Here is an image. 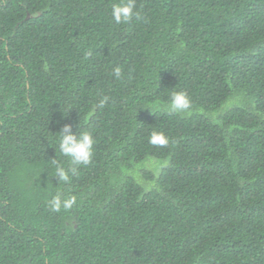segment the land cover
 Returning <instances> with one entry per match:
<instances>
[{"label":"trees","instance_id":"1","mask_svg":"<svg viewBox=\"0 0 264 264\" xmlns=\"http://www.w3.org/2000/svg\"><path fill=\"white\" fill-rule=\"evenodd\" d=\"M119 2L0 0V264H264V0Z\"/></svg>","mask_w":264,"mask_h":264},{"label":"clouds","instance_id":"2","mask_svg":"<svg viewBox=\"0 0 264 264\" xmlns=\"http://www.w3.org/2000/svg\"><path fill=\"white\" fill-rule=\"evenodd\" d=\"M111 16L116 24H127L133 18H139V13L136 10L135 0H121L119 3H114L111 7ZM114 75L119 79L122 75L121 68L114 69ZM108 102V97H104L99 102V107H103ZM167 110L172 113H187L192 108V102L186 92H173L166 104ZM59 133V151L71 158L74 165L86 166L92 158L94 152L95 139L90 130H80L78 133L73 131L71 123H64L60 127ZM149 142L155 146H166L169 142L168 137L161 132H153ZM75 169L66 170L64 167L57 165L55 176L59 177L60 181L68 182L70 179L69 172ZM76 203V197H64L57 193L49 201L48 205L54 212L72 209Z\"/></svg>","mask_w":264,"mask_h":264}]
</instances>
